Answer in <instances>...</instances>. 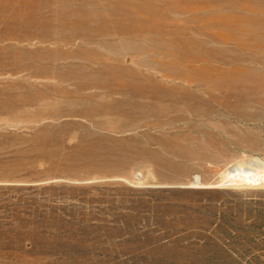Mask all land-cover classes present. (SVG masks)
Here are the masks:
<instances>
[{"label": "rangeland", "instance_id": "rangeland-1", "mask_svg": "<svg viewBox=\"0 0 264 264\" xmlns=\"http://www.w3.org/2000/svg\"><path fill=\"white\" fill-rule=\"evenodd\" d=\"M0 264H264V0H0Z\"/></svg>", "mask_w": 264, "mask_h": 264}, {"label": "bare ground", "instance_id": "bare-ground-1", "mask_svg": "<svg viewBox=\"0 0 264 264\" xmlns=\"http://www.w3.org/2000/svg\"><path fill=\"white\" fill-rule=\"evenodd\" d=\"M261 174V173H260ZM263 177V176H262Z\"/></svg>", "mask_w": 264, "mask_h": 264}]
</instances>
